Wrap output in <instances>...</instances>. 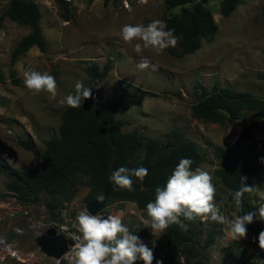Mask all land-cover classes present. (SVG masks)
I'll return each instance as SVG.
<instances>
[{
  "label": "rangeland",
  "instance_id": "obj_1",
  "mask_svg": "<svg viewBox=\"0 0 264 264\" xmlns=\"http://www.w3.org/2000/svg\"><path fill=\"white\" fill-rule=\"evenodd\" d=\"M8 0H0V14ZM38 7L41 33L46 48H28L10 62V53L28 28L3 17L0 20V158L17 169L30 168L38 160L43 142L58 135L61 96L74 92L77 81L111 101L118 102L115 117L122 120L123 132L136 131L143 140H159L165 150L176 143L174 132L181 131L184 138L193 140L204 161L198 167L207 171L216 187V203L221 214L229 218L241 215L228 199L214 171L217 163L213 147L223 146L264 157V118L252 129L248 141L236 145L233 141L242 123H214L193 118L189 105L193 102L192 86L201 82L207 89L216 85L235 92H248L264 100V0H239L227 15L219 13L218 1L208 0L207 7L216 25L214 34L200 43L190 54L177 57L169 47L156 55L151 50L134 52V44H126L119 37L124 24L162 21V0H32ZM66 9V10H65ZM177 12L172 9L170 13ZM147 57L150 66L140 70L137 65ZM110 59L111 68L102 80L92 85L85 67L94 63L98 68ZM27 70L48 72L57 82V98L47 93H34L23 84ZM239 135V134H238ZM237 135V137H238ZM29 138L35 152L24 150L18 139ZM142 149L135 155L141 156ZM86 177L77 184L75 193L61 197L54 220L47 214L44 203L21 204L5 190L6 178L0 173V238H4L16 257L0 251V264H68L66 256L58 261L44 255L33 237L49 226L71 239L75 232L72 223L77 214L85 210ZM42 198V196H41ZM250 198V194H249ZM257 208L264 204L252 193ZM251 201V200H250ZM100 215L123 214V223L147 246L158 236L153 235L143 220L146 210L135 202L114 196L101 208ZM258 220H261L257 215ZM49 218V224L43 220ZM192 231L197 255L191 264H225L236 258L238 264H252L258 247L257 232L246 225L245 238L232 241L226 226L197 217L188 224ZM210 239L204 247L206 239ZM71 246H69L67 252ZM227 251L230 255L225 257ZM135 264H143L137 260Z\"/></svg>",
  "mask_w": 264,
  "mask_h": 264
},
{
  "label": "trees",
  "instance_id": "obj_2",
  "mask_svg": "<svg viewBox=\"0 0 264 264\" xmlns=\"http://www.w3.org/2000/svg\"><path fill=\"white\" fill-rule=\"evenodd\" d=\"M56 1L66 4L64 0ZM162 1V21L167 29L174 30L178 40V50L169 48V53L177 57L190 54L214 34L216 25L207 7L208 0ZM238 3L239 0H219V13L227 16ZM172 9H177V12L170 13ZM3 17L28 28L10 53L11 63L31 46L45 50L46 41L39 25L41 13L32 0H8L1 10L0 20ZM110 68L109 59L101 68L90 63L85 67V73L92 85H96ZM192 94L194 100L189 105L191 117L219 124L242 123L236 145L248 141L258 123L248 120L247 110L264 112V100L245 91L235 92L216 85L207 89L196 81ZM117 105L118 102L106 99L92 89L91 98L84 100L80 108L65 106L59 117L58 135L43 142V149L32 167L17 169L0 158V173L6 178V192L21 204L43 202L47 214L54 220L61 197H71L82 177H86L85 200L93 199L107 181L110 162H113L116 169L147 168L148 175L143 180L132 177L134 182L141 184L140 190H113L106 203L114 196L133 201L138 209L146 210V204L154 201L156 187L165 184L180 159L190 158L193 169L204 161L197 144L184 138L181 131L174 132L177 140L169 150H165L157 139L143 140L136 131L123 132L122 120L115 117ZM17 142L24 150L35 152L29 138L18 139ZM140 149L141 156L135 159ZM213 157L217 163L214 173L228 191L231 202L233 193L242 185V177H246L245 186H252V175L264 167L261 157L235 148L216 145L213 147ZM249 194L245 193L243 207L237 210L241 215L256 212L257 206L250 201ZM183 222L187 225L186 230L178 225H170L151 242L148 248L153 252L152 264H191L190 260L197 255V250L188 226L190 221ZM250 228L260 233L264 231V222L254 217ZM209 241V238L206 239L203 246L206 247ZM228 255L230 251L224 258ZM256 259L264 260V251L260 250L253 256L252 264H256ZM226 260H223L225 264L240 262L236 258Z\"/></svg>",
  "mask_w": 264,
  "mask_h": 264
},
{
  "label": "clouds",
  "instance_id": "obj_3",
  "mask_svg": "<svg viewBox=\"0 0 264 264\" xmlns=\"http://www.w3.org/2000/svg\"><path fill=\"white\" fill-rule=\"evenodd\" d=\"M146 3V0H140ZM167 25L155 19L147 23L124 24L119 29V37L126 44H134L133 50L140 54L144 50H151L160 55L169 47L178 43L174 30L167 29ZM156 65L151 64L147 57L141 59L137 67L140 70ZM23 84L31 92L47 93L51 99L57 98V82L48 72L27 70L23 73ZM92 89L77 81L74 92L61 96L58 104L70 108H80L82 102L91 98ZM264 162V157L261 158ZM190 158H182L174 167L162 187H156L154 201L146 204L147 218L143 220L144 227L151 229L153 235H159L170 225L187 228L183 222L195 220L197 217L211 220L226 226L228 237L238 241L246 237V225L253 222L257 215L264 220V204H260L257 212H247L229 218L221 214L216 203V187L211 175L197 167L192 168ZM148 175V169L139 167L115 169L110 180L113 185L130 189L133 186L132 177L143 180ZM242 185L232 195V202L237 210L243 207L245 193H255L264 200V190L256 186ZM103 196L98 197L102 201ZM183 217V220L181 219ZM75 232L71 234L73 241L71 248L65 253L68 264H135L139 259L143 264H152L153 252L140 238L130 232L123 223V214L107 215L91 214L87 210L80 211L72 223ZM258 247L264 251V231L256 237ZM159 264V262H157ZM256 264H264V260L256 259Z\"/></svg>",
  "mask_w": 264,
  "mask_h": 264
},
{
  "label": "water",
  "instance_id": "obj_4",
  "mask_svg": "<svg viewBox=\"0 0 264 264\" xmlns=\"http://www.w3.org/2000/svg\"><path fill=\"white\" fill-rule=\"evenodd\" d=\"M247 114L248 120L253 122H258L264 118V112L258 109H249L247 110ZM236 134L238 135L239 131H237ZM115 169L114 163L110 162L107 181L104 183L97 195L85 203V210L89 211L91 214L99 213L113 190L133 191L140 190L142 188L140 183L134 181L133 186L130 189L120 188L113 185L110 180V176ZM100 196H103L102 201H98V197ZM102 216H105L106 218L107 215ZM43 223L48 225L49 218L44 219ZM33 241L44 255L53 259L61 258V256L68 250L69 246L73 243L72 239L66 238L63 234L58 233L53 226L45 228L42 232H37L33 237Z\"/></svg>",
  "mask_w": 264,
  "mask_h": 264
},
{
  "label": "crops",
  "instance_id": "obj_5",
  "mask_svg": "<svg viewBox=\"0 0 264 264\" xmlns=\"http://www.w3.org/2000/svg\"><path fill=\"white\" fill-rule=\"evenodd\" d=\"M251 183L252 186H256L258 189L264 190V167L261 170L257 171L254 175H252ZM250 200L254 205H256L252 199V193H250Z\"/></svg>",
  "mask_w": 264,
  "mask_h": 264
},
{
  "label": "built area",
  "instance_id": "obj_6",
  "mask_svg": "<svg viewBox=\"0 0 264 264\" xmlns=\"http://www.w3.org/2000/svg\"><path fill=\"white\" fill-rule=\"evenodd\" d=\"M124 3H126V0H124ZM237 138V134L234 135V137L232 138L233 141ZM100 215V213H98ZM0 251H4L7 255H10V256H13V257H16V251L14 249H11L9 247V245L6 243L5 239L4 238H0ZM67 252V251H66ZM65 252V253H66ZM65 253L62 255L64 256ZM61 256V257H62ZM60 259V258H59ZM59 259H55V260H59Z\"/></svg>",
  "mask_w": 264,
  "mask_h": 264
}]
</instances>
